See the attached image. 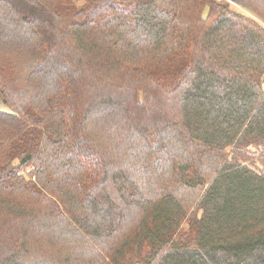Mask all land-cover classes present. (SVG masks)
<instances>
[{
    "label": "trees",
    "instance_id": "obj_1",
    "mask_svg": "<svg viewBox=\"0 0 264 264\" xmlns=\"http://www.w3.org/2000/svg\"><path fill=\"white\" fill-rule=\"evenodd\" d=\"M263 77L264 0H0V264H264Z\"/></svg>",
    "mask_w": 264,
    "mask_h": 264
},
{
    "label": "rangeland",
    "instance_id": "obj_2",
    "mask_svg": "<svg viewBox=\"0 0 264 264\" xmlns=\"http://www.w3.org/2000/svg\"><path fill=\"white\" fill-rule=\"evenodd\" d=\"M218 1H221V0H218ZM59 4L62 6H67L68 8H69V10H71V7L73 6V7H75V8H78V7H80V6H83L84 5V3L83 2H81V1H78V2H59ZM262 80H263V83H264V77L262 78Z\"/></svg>",
    "mask_w": 264,
    "mask_h": 264
}]
</instances>
